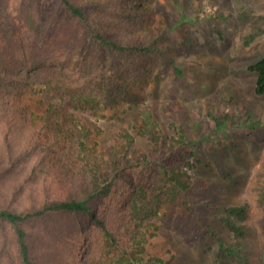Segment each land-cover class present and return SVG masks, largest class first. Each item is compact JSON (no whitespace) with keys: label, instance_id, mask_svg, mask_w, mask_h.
I'll list each match as a JSON object with an SVG mask.
<instances>
[{"label":"trees","instance_id":"obj_1","mask_svg":"<svg viewBox=\"0 0 264 264\" xmlns=\"http://www.w3.org/2000/svg\"><path fill=\"white\" fill-rule=\"evenodd\" d=\"M17 7L29 29L14 40L0 16V264H102L110 253L117 263L145 264L154 220L192 210L194 153L184 134H168L153 106L138 110L105 149L93 116L108 118L119 108L118 91L133 90L134 60L151 71L153 56H168L161 49L168 32L151 26L145 0H21ZM49 34L45 59L35 45ZM188 41L177 42L178 53ZM9 50L15 68L3 60ZM69 65L77 69L65 72ZM249 70L263 94L264 57ZM138 137L150 150L137 156ZM226 211V226L244 238L246 226L232 217L245 221L247 207Z\"/></svg>","mask_w":264,"mask_h":264},{"label":"rangeland","instance_id":"obj_2","mask_svg":"<svg viewBox=\"0 0 264 264\" xmlns=\"http://www.w3.org/2000/svg\"><path fill=\"white\" fill-rule=\"evenodd\" d=\"M20 1L0 0L1 30L13 40L29 29L16 16ZM145 4L150 7L151 26L168 32L161 46L168 56H153L154 68L141 69L142 74L143 58L134 60L131 69L138 72L131 94L119 90V108L108 118L93 116L103 125L99 146L105 149L114 144L122 126L134 121L138 110L153 106L168 134H184L194 153L192 210L154 220L147 233L149 246L142 253L144 263L264 264V93H257L258 74L249 70L264 57V0H145ZM168 22L175 30H169ZM182 36L189 41L178 53ZM53 38L49 34L33 44L35 53L50 57ZM14 58L17 55L10 50L3 54L12 68ZM76 67L64 70L73 73ZM175 67L183 70L181 78ZM34 87L37 97L39 86ZM88 107L85 112L90 114ZM135 140L133 155L149 152L146 141ZM235 206L247 207L245 221L232 217L246 226L241 239L224 222L226 209ZM87 238L85 234L80 245L83 253L90 246ZM111 257L108 254L102 264H123Z\"/></svg>","mask_w":264,"mask_h":264}]
</instances>
